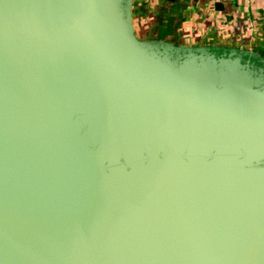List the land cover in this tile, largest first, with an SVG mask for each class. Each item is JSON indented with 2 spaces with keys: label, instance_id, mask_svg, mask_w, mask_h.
I'll return each instance as SVG.
<instances>
[{
  "label": "water",
  "instance_id": "water-1",
  "mask_svg": "<svg viewBox=\"0 0 264 264\" xmlns=\"http://www.w3.org/2000/svg\"><path fill=\"white\" fill-rule=\"evenodd\" d=\"M132 3L0 0V264H264V59Z\"/></svg>",
  "mask_w": 264,
  "mask_h": 264
},
{
  "label": "crops",
  "instance_id": "crops-1",
  "mask_svg": "<svg viewBox=\"0 0 264 264\" xmlns=\"http://www.w3.org/2000/svg\"><path fill=\"white\" fill-rule=\"evenodd\" d=\"M132 19L144 41L240 49L264 59V0H133Z\"/></svg>",
  "mask_w": 264,
  "mask_h": 264
}]
</instances>
